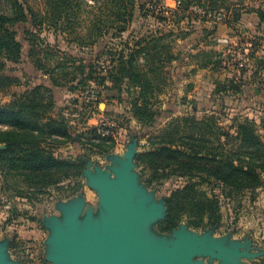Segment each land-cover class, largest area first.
<instances>
[{
  "label": "rangeland",
  "instance_id": "374dc122",
  "mask_svg": "<svg viewBox=\"0 0 264 264\" xmlns=\"http://www.w3.org/2000/svg\"><path fill=\"white\" fill-rule=\"evenodd\" d=\"M23 1L42 22L39 34L52 47L50 55L67 60L55 74L68 73L72 81L51 87L21 39L20 62L4 68L19 84L0 90V104L9 103L11 93L37 85L52 88L54 116L85 136L74 143L49 141V149L61 160L84 155L86 166L79 178L49 187L36 198L29 197L21 180H5L0 172V264H72L71 255L84 256L94 242L102 247L115 239L114 248H122L130 233L133 244L147 248L155 264H264V178L255 191L230 196L228 189L199 185L195 197L218 199L221 226L195 229L181 219L161 233L166 200L186 179L156 180L136 162L160 137L174 133L172 122L179 118L214 116L231 135L239 122L252 121L264 147V23L257 14L264 13V0H132L133 17L120 33L114 19L103 14L105 0H65L73 8L68 15L74 12L68 25L56 23L62 15L52 6L56 0ZM5 6L0 0V8ZM160 36L159 48L167 47L175 60L163 64L160 78H149L152 123L134 116L133 105L140 104L135 87L125 84L109 91L94 78L82 84L72 67L82 60L84 77L89 65L103 77L109 51L136 49L141 39ZM90 128L107 140L93 139L86 134ZM88 141L102 148H92ZM233 143L229 149L237 146ZM69 183L72 189L67 190ZM134 264L152 263L137 254Z\"/></svg>",
  "mask_w": 264,
  "mask_h": 264
},
{
  "label": "trees",
  "instance_id": "16d2710c",
  "mask_svg": "<svg viewBox=\"0 0 264 264\" xmlns=\"http://www.w3.org/2000/svg\"><path fill=\"white\" fill-rule=\"evenodd\" d=\"M5 1L6 6L0 8V90L19 84L17 79L4 73V68L7 64L17 65L20 62L23 50L21 39L28 46L27 55L34 68L43 70L51 87L59 89L69 84L72 79H67L68 73L55 74L57 69L64 67L67 60L63 56L54 59L50 55L52 47L45 44L39 34L42 22L36 19V15L23 0ZM105 2L103 14L119 25L118 33L124 32L125 25L133 17V1ZM52 6L62 13L56 23H71L70 18L74 12L71 11V15L68 13L73 8L66 5L65 0H56ZM257 14L264 23V13ZM74 18L78 21L76 14ZM74 24L78 22L74 21ZM99 24L106 26L100 21ZM60 30H64V27ZM162 41L161 36L144 38L137 42L136 49L125 46L124 50L107 51L108 65L101 71L103 77L94 73L91 65L84 77L85 65L82 60L78 66L72 64V67L82 76V84L94 78L109 91H120L125 84L135 87L140 104L133 105L134 116L139 122L149 124L155 115L150 101L154 95L149 93L152 87L149 78H160L163 64L175 60L172 53L166 52L167 47L159 48L158 43ZM75 61L71 59V63ZM107 82L110 87L106 85ZM11 97L9 103L0 104V127L6 128L0 129V146L4 145V149H0V172L3 178L21 180L28 189L29 197L33 198L46 194L49 187H58L63 181L79 178L86 166L84 155L61 160L49 149V141L59 142V139L74 143L85 136L73 133L63 117L54 116L52 88L41 84L19 95L11 93ZM216 120L214 116H207L201 121L192 118L176 119L172 122L176 125L174 133L160 137L153 150L136 156V162L150 169L156 180L186 179L185 185L173 191L166 200L168 211L166 220L159 227L161 233L174 229L181 219H185L195 229H217L221 226L218 199L214 196H194L196 188L201 184L228 189L229 196L235 192H253L262 184L264 147L255 132L254 123L249 120L239 122L231 135L222 131ZM88 132L86 134L99 142L107 140L97 134V128H90ZM221 138L228 144L222 143ZM230 142H236L237 146L229 149ZM88 144L92 148H102L99 143L88 141ZM66 189H72L70 183Z\"/></svg>",
  "mask_w": 264,
  "mask_h": 264
},
{
  "label": "water",
  "instance_id": "95a60500",
  "mask_svg": "<svg viewBox=\"0 0 264 264\" xmlns=\"http://www.w3.org/2000/svg\"><path fill=\"white\" fill-rule=\"evenodd\" d=\"M4 149V145L0 146ZM115 239H110L102 247L93 243L84 256L79 252L71 255L72 264H134L137 254H144L148 262L155 264L147 248L136 247L131 239V233L126 237L122 248H114Z\"/></svg>",
  "mask_w": 264,
  "mask_h": 264
}]
</instances>
